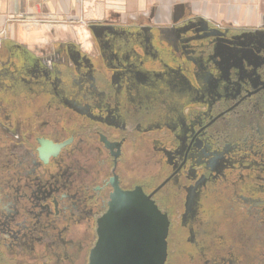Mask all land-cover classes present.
I'll use <instances>...</instances> for the list:
<instances>
[{"label": "flooded vegetation", "instance_id": "flooded-vegetation-1", "mask_svg": "<svg viewBox=\"0 0 264 264\" xmlns=\"http://www.w3.org/2000/svg\"><path fill=\"white\" fill-rule=\"evenodd\" d=\"M94 30L1 43L0 264H87L116 187L168 215L167 264L174 215L178 264H264V30Z\"/></svg>", "mask_w": 264, "mask_h": 264}, {"label": "crops", "instance_id": "crops-1", "mask_svg": "<svg viewBox=\"0 0 264 264\" xmlns=\"http://www.w3.org/2000/svg\"><path fill=\"white\" fill-rule=\"evenodd\" d=\"M43 17L59 22L38 20ZM190 21L234 31L264 30V0H0V39L21 44L96 39L101 32L94 27H111L125 37L141 29L157 35L159 29Z\"/></svg>", "mask_w": 264, "mask_h": 264}, {"label": "water", "instance_id": "water-1", "mask_svg": "<svg viewBox=\"0 0 264 264\" xmlns=\"http://www.w3.org/2000/svg\"><path fill=\"white\" fill-rule=\"evenodd\" d=\"M168 215L141 187H116L87 264H167Z\"/></svg>", "mask_w": 264, "mask_h": 264}, {"label": "rangeland", "instance_id": "rangeland-1", "mask_svg": "<svg viewBox=\"0 0 264 264\" xmlns=\"http://www.w3.org/2000/svg\"><path fill=\"white\" fill-rule=\"evenodd\" d=\"M38 20H40L42 22L43 21H45V22H55V23L59 22V21H57V19H53L51 17H43L42 19L38 18ZM68 24L72 25L73 23H68ZM85 24L87 25L88 23L85 21ZM165 29H167V28H162V29H159L158 31H159L160 34H162V30H165ZM7 32H8L7 30H4V31H2L1 35L3 34L5 36V38H7ZM4 42L13 43V44L18 43L17 41H14L12 39H0V56H1V53L4 54V52H5L4 46H3V49L1 48V43L3 44ZM61 42L74 43L76 46H78L79 48H82L85 52H88L89 54L93 52L92 39H48L46 45L42 44V42H40V41L29 40L26 44H24V43L23 44L18 43V44H21V45L25 46L26 49L30 50L32 53L36 54L37 56H44V55H50L53 52V44L54 45H59ZM56 47H58V46H56ZM2 50L4 52H2ZM156 134L159 135L161 133H156ZM156 134L155 133H150L151 137L156 135ZM131 154H132V151L130 152V150L128 149L125 152V156L126 157H124V159L130 158ZM136 157L138 159L132 165V167L134 169H136V167L139 168V165L141 163L140 160L142 158V156L140 154L136 155ZM157 168H158V166H155V164L154 165L153 164H149L148 167L147 166L145 167L143 175L147 174L149 177L154 176V175H156L155 173H157ZM121 169H122V174L124 175L125 174V170L123 169V167ZM161 183H162V178L159 179L158 181H156V184L154 186H157V185H159ZM182 211H183V209H182V206H181V208L179 207V213L178 214L181 215ZM180 217L181 216L174 215V219H173L172 230H171V235H170V239L172 241V244L170 246V251H169L170 252L169 253L170 254V258H169L170 260L168 261L169 264H178V262H176V254H175L176 242H175V237H174L175 236L174 235L175 234L174 231H176V228L180 225V222H181V218ZM255 233H254V229H251L250 232H249L250 239H251V237L253 238L252 239L253 243H255L256 238L262 237L264 235V226H262V228L259 227V229H257V231L255 230ZM255 235H257L258 237L257 236L253 237ZM248 242H249V240H248ZM230 244L231 245L235 244V241L232 240ZM236 244H237V242H236ZM262 246H263V244H262ZM257 248H260V247L258 246ZM257 248H256V250H257ZM173 256H174V258L171 259V257H173Z\"/></svg>", "mask_w": 264, "mask_h": 264}]
</instances>
